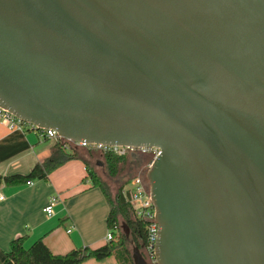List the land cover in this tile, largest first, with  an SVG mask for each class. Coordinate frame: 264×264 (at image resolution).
I'll list each match as a JSON object with an SVG mask.
<instances>
[{
  "label": "water",
  "instance_id": "water-1",
  "mask_svg": "<svg viewBox=\"0 0 264 264\" xmlns=\"http://www.w3.org/2000/svg\"><path fill=\"white\" fill-rule=\"evenodd\" d=\"M0 107L159 149L157 264H264V0H0Z\"/></svg>",
  "mask_w": 264,
  "mask_h": 264
},
{
  "label": "crops",
  "instance_id": "crops-1",
  "mask_svg": "<svg viewBox=\"0 0 264 264\" xmlns=\"http://www.w3.org/2000/svg\"><path fill=\"white\" fill-rule=\"evenodd\" d=\"M57 143L37 131L11 130L0 123V177L29 174L51 158ZM73 149L77 148L65 150L72 153ZM78 151L80 157L52 171L46 180L0 186L4 196L0 200V261L6 259L11 242L25 235L27 247L42 238L55 255L85 247L98 249L108 243L109 204L89 176L92 165L87 150ZM51 204L53 214L49 216L44 210ZM115 259L85 264H119Z\"/></svg>",
  "mask_w": 264,
  "mask_h": 264
},
{
  "label": "trees",
  "instance_id": "trees-1",
  "mask_svg": "<svg viewBox=\"0 0 264 264\" xmlns=\"http://www.w3.org/2000/svg\"><path fill=\"white\" fill-rule=\"evenodd\" d=\"M67 143V140H58L51 158L43 164L36 165L29 174L0 177V186L3 184L6 186H22L33 180L48 179L52 171L68 161L80 157V150L78 151V148L73 149L72 153H68L65 150ZM87 153L90 156L93 150H87ZM103 156L105 157L110 175H118V165L126 156H118L113 152H106ZM89 176L94 183V187L101 190L109 204L110 211L107 224L108 229L113 231L115 240L108 242L105 246L98 249L85 247L72 250L65 255H55L42 238L27 247L26 244L29 238L28 235H25L15 238L11 242L6 259L0 261V264H82L91 258L104 260L112 256L116 258L119 264H135L133 250L130 247L140 248L144 254V245L147 239L146 223L136 218L134 208L123 196L122 192L125 186L120 189L119 194L113 200L109 187L101 181L92 167L89 171ZM121 219L124 223L121 222Z\"/></svg>",
  "mask_w": 264,
  "mask_h": 264
},
{
  "label": "built area",
  "instance_id": "built-area-1",
  "mask_svg": "<svg viewBox=\"0 0 264 264\" xmlns=\"http://www.w3.org/2000/svg\"><path fill=\"white\" fill-rule=\"evenodd\" d=\"M0 123L5 124L11 130H20V131H27V130H34L41 134L43 138H55L57 140H62L57 134L56 131L53 130H41L37 127L26 124L22 120L18 119L15 115L10 113L8 110L0 107ZM68 143L65 145V148L69 147H76L80 149H87V150H95L101 151L103 153L106 152H113L118 156L124 155H132L136 152L154 153V159L160 155V150L157 148L146 149V148H134V147H106L101 145H90L87 143H77L74 141H67ZM133 187L131 189H127L126 187L123 190V196L127 199L130 205L134 208L136 218L144 221L146 223V232H147V239L144 245V257L148 261L149 264H157V260L155 257V249L157 245V241L159 239V231L160 227L156 221V214H155V206L154 202L151 197L150 188L147 186L145 180L141 176H137L132 180ZM29 185L32 182L28 183ZM0 200H4V196L0 194ZM53 204V203H52ZM52 204L45 208V213L49 216L53 214ZM71 230H68L70 233ZM107 242H111L115 240L113 231L109 230L106 236Z\"/></svg>",
  "mask_w": 264,
  "mask_h": 264
},
{
  "label": "rangeland",
  "instance_id": "rangeland-1",
  "mask_svg": "<svg viewBox=\"0 0 264 264\" xmlns=\"http://www.w3.org/2000/svg\"><path fill=\"white\" fill-rule=\"evenodd\" d=\"M84 152H87V151H84ZM137 153H142V152H137ZM103 154L104 153L101 151H95L94 150L93 153L90 156L89 155L88 156L91 159V165H92L91 167H92L93 171L101 179V181L104 182L109 187V191L111 193V197L113 200H115L116 196L119 194V191L122 187L126 186L127 189H131L133 187L131 180L137 176L143 177L147 186H149V182L147 179V173H148V170L150 167L149 165H151V163L154 161V153L153 152H148V153H146V155L145 154L143 155L144 157H142V159H140L142 166L139 169H136V165L139 163L136 158L132 157V155H130V154L124 155V156H126V158H124V160L119 163V165H118L119 174L117 173L118 175H115V176L110 175V173L108 171V167L106 165L105 157L103 156ZM32 182L36 183V182H38V180H33ZM25 185H27V184H25ZM121 222L124 223V221L122 219H121ZM130 248L134 252L135 248H133L132 246ZM109 258H115V257L112 256V257H108L106 259H109ZM106 259H104V260H106ZM104 260H97L95 258H91V259L86 260L82 264H85L87 262L100 263L101 261H104Z\"/></svg>",
  "mask_w": 264,
  "mask_h": 264
},
{
  "label": "flooded vegetation",
  "instance_id": "flooded-vegetation-1",
  "mask_svg": "<svg viewBox=\"0 0 264 264\" xmlns=\"http://www.w3.org/2000/svg\"><path fill=\"white\" fill-rule=\"evenodd\" d=\"M146 155V153H133L132 154V157H134V158H136L137 160H138V164L136 165V169H139L141 166H142V164H141V162H140V159H142V157H144L143 155ZM150 166V165H149Z\"/></svg>",
  "mask_w": 264,
  "mask_h": 264
}]
</instances>
